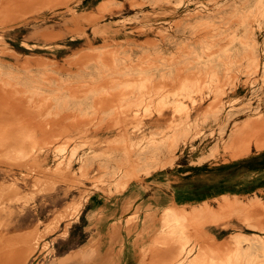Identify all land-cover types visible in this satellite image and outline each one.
I'll use <instances>...</instances> for the list:
<instances>
[{"label":"rangeland","instance_id":"1","mask_svg":"<svg viewBox=\"0 0 264 264\" xmlns=\"http://www.w3.org/2000/svg\"><path fill=\"white\" fill-rule=\"evenodd\" d=\"M262 150L264 0H0V263L105 264L92 194ZM151 216L137 264H264V187Z\"/></svg>","mask_w":264,"mask_h":264},{"label":"crops","instance_id":"2","mask_svg":"<svg viewBox=\"0 0 264 264\" xmlns=\"http://www.w3.org/2000/svg\"><path fill=\"white\" fill-rule=\"evenodd\" d=\"M262 187L264 150L207 165L165 167L153 172L146 181L129 184L122 193L111 198L92 194L87 203V211L89 214L104 212L101 226L103 232L98 243L104 245L106 254L110 252L96 259H103L105 264L112 261L137 264L139 256L138 246L135 247V244L138 242L134 244L132 234L128 235L124 229L125 223L135 212L139 220L144 219L145 213L151 214L148 220L154 223L164 209H183L188 212L222 197H246ZM117 221L120 222V238L117 236L118 232H112L110 227ZM113 249H120V253L116 254L117 251L112 255ZM154 257L159 261L163 260L160 252Z\"/></svg>","mask_w":264,"mask_h":264},{"label":"bare ground","instance_id":"3","mask_svg":"<svg viewBox=\"0 0 264 264\" xmlns=\"http://www.w3.org/2000/svg\"><path fill=\"white\" fill-rule=\"evenodd\" d=\"M39 1V0H38ZM40 3V2H39ZM3 4V3H2ZM68 4V3H67ZM7 10V9H6ZM8 11V10H7ZM11 13V12H10ZM73 17V16H72ZM77 20V19H76ZM42 34V33H41ZM44 39V38H43ZM49 41V40H48ZM47 41V42H48ZM91 56V55H90ZM16 59V58H15ZM140 60V59H139ZM79 63V62H78ZM41 65V64H40ZM81 65V64H80ZM79 66V65H78ZM48 77V76H47ZM51 77V76H50ZM50 79V78H49ZM171 88V87H170ZM6 92V91H5ZM76 96V95H75ZM16 100V99H15ZM43 100V99H42ZM7 101V100H6ZM9 101V100H8ZM105 105V104H104ZM16 108V107H15ZM35 108V107H34ZM43 109V107H42ZM17 110V109H16ZM31 110V109H30ZM39 110V109H38ZM25 112V111H24ZM20 113V112H19ZM31 114V113H30ZM33 115V114H32ZM38 115V114H37ZM36 116V114H35ZM17 117V116H16ZM50 120V119H49ZM35 121V120H33ZM41 125V124H40ZM261 125V124H260ZM25 126V125H24ZM257 126V125H256ZM260 127V126H259ZM40 128V127H39ZM45 128V127H44ZM56 134V133H55ZM63 134V133H62ZM11 135V134H10ZM47 135V134H45ZM48 136V135H47ZM18 140V139H17ZM16 143V142H15ZM28 145V144H27ZM11 146V145H10ZM15 146V145H14ZM9 147V146H8ZM26 148V147H25ZM22 149V148H21ZM26 154V153H25ZM2 162V161H1ZM35 164V163H34ZM38 172V171H37ZM12 239V238H11ZM3 248V247H2ZM12 252V251H11ZM1 257V256H0ZM21 259L20 257H10V256H4L3 261L0 264H21Z\"/></svg>","mask_w":264,"mask_h":264}]
</instances>
